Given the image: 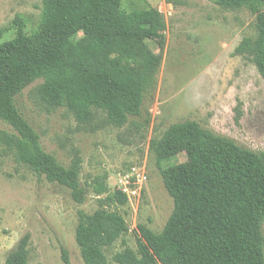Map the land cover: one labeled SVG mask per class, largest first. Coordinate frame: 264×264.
<instances>
[{
    "label": "trees",
    "instance_id": "16d2710c",
    "mask_svg": "<svg viewBox=\"0 0 264 264\" xmlns=\"http://www.w3.org/2000/svg\"><path fill=\"white\" fill-rule=\"evenodd\" d=\"M122 0H43L38 29L26 34L20 14L15 38L0 43V146L38 176L67 188L83 203L80 160L66 167L41 145L15 96L41 80L38 95L50 106L66 107L79 122L93 110L109 124L123 126L140 114L143 93L161 64L150 43L163 48L166 24L156 8L126 11ZM223 8L248 9L255 17L254 38L244 37L233 54L247 56L264 79V0H215ZM173 210L162 231L138 224L137 251L125 248L117 264H264V151H252L202 128L195 121L168 127L151 139ZM186 160L162 167L179 154ZM97 209L78 212L76 243L85 264H109L103 252L128 226L117 210L128 196L110 190L103 175L91 182ZM30 234L10 249L4 264H28ZM62 259L69 264L67 250Z\"/></svg>",
    "mask_w": 264,
    "mask_h": 264
},
{
    "label": "rangeland",
    "instance_id": "374dc122",
    "mask_svg": "<svg viewBox=\"0 0 264 264\" xmlns=\"http://www.w3.org/2000/svg\"><path fill=\"white\" fill-rule=\"evenodd\" d=\"M42 1L0 0V43L15 38L17 14L25 33L35 32ZM121 6L126 11L156 8L166 24L164 47L150 43L161 64L143 93L140 114L117 127L94 109L88 122H79L66 107L42 101L41 80L15 96L44 150L66 167L78 157L87 195L83 203L75 202L67 188L36 175L0 146V264L25 233L30 234L28 264H65L61 247L69 264H85L75 229L79 211L91 214L98 207L91 188L97 175L106 178L111 191L128 190L126 204L114 207L128 230L103 248L109 264H117L113 256L125 248L137 251L138 224L160 233L173 200L149 143L173 124L195 121L241 147L264 151V79L247 56L233 54L244 37H255L254 15L244 7L223 8L215 0H122ZM0 129L12 131L1 120ZM185 160L181 153L162 167ZM261 231L264 239V223Z\"/></svg>",
    "mask_w": 264,
    "mask_h": 264
},
{
    "label": "built area",
    "instance_id": "2783aa9c",
    "mask_svg": "<svg viewBox=\"0 0 264 264\" xmlns=\"http://www.w3.org/2000/svg\"><path fill=\"white\" fill-rule=\"evenodd\" d=\"M119 190H121L122 192H124L127 195V192H128L127 187H120Z\"/></svg>",
    "mask_w": 264,
    "mask_h": 264
}]
</instances>
